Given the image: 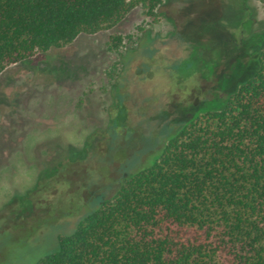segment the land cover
<instances>
[{"label":"rangeland","instance_id":"1","mask_svg":"<svg viewBox=\"0 0 264 264\" xmlns=\"http://www.w3.org/2000/svg\"><path fill=\"white\" fill-rule=\"evenodd\" d=\"M247 2V1H246ZM162 0L0 74V264H32L258 67L264 0ZM121 34L119 51L111 36Z\"/></svg>","mask_w":264,"mask_h":264},{"label":"trees","instance_id":"2","mask_svg":"<svg viewBox=\"0 0 264 264\" xmlns=\"http://www.w3.org/2000/svg\"><path fill=\"white\" fill-rule=\"evenodd\" d=\"M161 3L0 0V74L111 28L136 7L156 21ZM123 40L112 35L110 48L119 51ZM32 264H264V42L256 71L221 108L175 127L155 161L120 181Z\"/></svg>","mask_w":264,"mask_h":264}]
</instances>
